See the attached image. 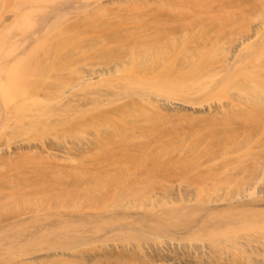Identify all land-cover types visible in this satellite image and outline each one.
<instances>
[{
	"label": "rangeland",
	"instance_id": "1",
	"mask_svg": "<svg viewBox=\"0 0 264 264\" xmlns=\"http://www.w3.org/2000/svg\"><path fill=\"white\" fill-rule=\"evenodd\" d=\"M0 264H264V0H0Z\"/></svg>",
	"mask_w": 264,
	"mask_h": 264
},
{
	"label": "bare ground",
	"instance_id": "2",
	"mask_svg": "<svg viewBox=\"0 0 264 264\" xmlns=\"http://www.w3.org/2000/svg\"><path fill=\"white\" fill-rule=\"evenodd\" d=\"M157 75H158V74H157ZM171 75H172V74H171ZM152 76H153V75H152ZM183 76H185V74H184ZM151 78H152V77H151ZM155 78L158 79V77H155ZM160 78H163V77H160ZM164 78H166V77L164 76ZM170 79H171V78H170ZM170 79L168 80V79L166 78V79H165V82L172 83V84H171L172 86H173V84L175 85V83H173V80H174V79H173V80L171 79L172 81H171ZM175 79H176V81L179 80V79H177L176 77H175ZM184 79H185V78H184ZM186 79H187V76H186ZM152 80H155V79H152ZM166 80H167V81H166ZM155 81H156V80H155ZM157 81H158V80H157ZM157 81H156V82H157ZM176 81L174 80V82H176ZM187 81H188V80H187ZM161 82H162V83L158 82V83H156V84H158V85H157L158 87H161V86H162L161 89H163V88H165V86H166L167 84L163 86L164 81L161 80ZM183 82H184V84H183L182 82H180V83H182V84L185 86V83H187V82H185V81H183ZM180 83H179V85H180ZM154 84H155V83H154ZM161 84H162V85H161ZM177 84H178V83H177ZM182 84H181L180 86H182ZM159 85H161V86H159ZM171 85L169 84V88H170V89H171ZM189 85H190V84H189ZM147 86H148V87H147V89H148L147 91H150V88H149V87H151V85H147ZM157 86H156V89H155V87H154V85H153V87H152L151 89L157 90V89H158ZM186 86H187V85H186ZM178 87H179L178 85H177V87L175 86V88H178ZM145 88H146V87H145ZM167 88H168V85H167ZM173 88H174V86H173ZM179 88H180V87H179ZM144 90H145V89H144ZM144 90H143V93H144ZM175 90H176V89H175ZM145 92H146V91H145ZM152 92H153V91H152ZM147 93H148V92H147ZM166 93H167V92H166ZM153 94H155V93H153ZM156 94H157V92H156ZM185 98H186V97H185ZM104 99H105V98H104ZM37 119H38V118H37ZM40 119H41V118H40ZM40 119H39V120H40ZM41 120H42V119H41ZM41 120L38 121V122H41ZM32 124H33V122H32ZM34 125H35V127H36V126L39 127L40 125H42V123H40V125H38V124H37V125L34 124ZM35 127H34V128H35ZM38 127H36V128H38ZM44 128H45V126H44Z\"/></svg>",
	"mask_w": 264,
	"mask_h": 264
}]
</instances>
